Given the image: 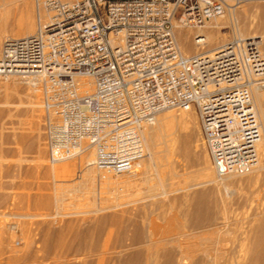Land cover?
Returning a JSON list of instances; mask_svg holds the SVG:
<instances>
[{
  "label": "built area",
  "instance_id": "built-area-1",
  "mask_svg": "<svg viewBox=\"0 0 264 264\" xmlns=\"http://www.w3.org/2000/svg\"><path fill=\"white\" fill-rule=\"evenodd\" d=\"M49 21L3 41L0 81L32 76L43 90L49 159L87 149L115 175L145 157L142 129L166 109H195L219 177L260 163L261 122L252 88L264 56L252 39L186 55L176 27L201 28L226 0H43ZM205 35L195 41L204 44ZM91 79L93 89L82 79Z\"/></svg>",
  "mask_w": 264,
  "mask_h": 264
},
{
  "label": "rangeland",
  "instance_id": "rangeland-1",
  "mask_svg": "<svg viewBox=\"0 0 264 264\" xmlns=\"http://www.w3.org/2000/svg\"><path fill=\"white\" fill-rule=\"evenodd\" d=\"M242 1L239 3L235 1L236 4L233 1L232 3L234 4L232 5L227 0L231 6H228V10L224 15L217 16L214 19L218 20L220 25L222 24L220 34L224 39L220 43H214L210 38L204 44H198L195 41L194 36L196 33L208 34V24L201 28L181 27L189 31V42L194 51L188 53L181 44L176 30L177 40L182 52L186 55L211 52L221 48L233 39H252L257 43L259 50L264 56V29L263 26H260L261 23H259L261 22V5L264 4V0ZM34 3L33 13L36 18V32L40 22H48L49 13L42 4L43 0ZM39 16H42L41 21L39 20ZM237 32H242L243 35ZM18 35V33L12 31L6 32L2 36L0 53L4 39L7 37H18ZM12 76L14 77L10 78V83L8 84L10 86L8 89L5 87V81H0V227L2 224L1 220L3 222L6 220L4 223L8 226L5 234L7 236L6 241L0 236L1 264H15L17 260L10 259L9 255L16 254L17 256L19 255L17 259H20L18 260L24 257L22 261L16 264H90L91 262L92 264H99L101 259L103 260V264L104 260L105 264H107L112 258L110 261L111 264H115L116 261L119 263L133 251H138L140 248V250H144L146 248L144 244L137 243L138 246L136 242L133 241L132 243V240H128L133 239L135 229L140 228H148L147 230H141H143V233L144 231L149 232L148 234L144 233V235L146 234L147 237L151 236L154 241H158V244L160 241L158 239L163 238L159 244L160 246H158L159 250H161V245H163L162 241L165 243L164 238L170 234H178L184 230L188 232L193 231V228L188 225L183 229L180 228L179 220L182 217L180 214L182 207L181 197L204 190L209 191L216 186H221L222 193L220 196H217V205L215 204L213 206L215 209L213 226L211 225L212 227L209 226L210 228L207 227L205 229H197L190 233L195 236L191 238L194 246L209 247L213 254L220 247H223L225 251L236 245L235 248H237L244 239L245 232L251 222L250 220L260 216V214H257V211L264 204V199H262L264 198L262 197L264 196L262 191L264 167L260 170L261 175L259 177L257 176V178L253 174V171L252 173L248 171L242 174H231L225 177H219L203 137L200 116L195 109L189 110V116L187 117L181 115L182 112H186L181 109H166L160 112L157 118H160L167 112H171L177 115V120L174 131L165 132L163 134L164 136L161 135L164 140L162 137L159 138V144L156 148V160L154 159L152 161L148 158L149 160L147 159V162L150 161L146 164L148 168H142L140 164L131 173L115 175L103 171L93 164L88 165L85 161L80 162L79 158L84 157L87 151H84L78 157L51 163L49 159L48 133L45 127L44 109L42 108V86L41 91L39 90L41 93V95L39 93V98L42 100L39 99L40 103L37 106L34 105L35 108H33V102L35 101L34 96H31L33 85L27 83L29 79L26 77L18 75ZM13 78L17 79L16 83L13 82ZM6 90H8V93H6ZM256 103L258 104V102ZM258 106L256 107L259 111L260 106ZM88 151L87 153L89 154L93 153L90 149ZM259 154L260 163L262 164L263 156L261 151ZM81 155L82 157H80ZM92 157H94V153ZM64 168L69 171L63 173L62 170ZM206 181L208 182L204 184ZM175 198L180 199L178 201L176 200V206L178 205V207L175 206L173 208L170 203ZM48 201L49 203H47ZM217 207L220 208L219 211ZM27 215L34 216L33 218L36 220H33L32 216L28 217ZM112 215L116 217L114 221ZM101 216H104L103 218L110 217L102 219L99 218ZM117 218H121L123 221L118 222ZM24 219H27L25 220L26 223L28 222L27 226L30 224L29 226L31 228L28 227L35 240H32L33 243L30 241L31 244L24 237V230L22 229L24 224L22 223V227L17 223L18 221H24ZM101 220H104V223L100 222ZM70 221L73 222L72 225ZM98 222H100L99 224L102 223L100 225L102 228ZM15 223L19 226L17 227L18 229H10L9 232L10 225L14 226L16 225ZM122 226L127 227L123 228ZM50 228L51 231L49 230ZM126 228H128L129 235L127 234ZM33 229L34 233L39 232L38 234H34L35 237L32 234ZM102 229L105 232L107 230H112V232L107 231L104 233ZM61 230V235H58L59 233L56 232H60ZM122 230L123 232H121ZM44 232L48 233L46 236H50L48 237L50 239L49 241L44 237ZM107 233H110L111 239L109 237V241L105 242L104 239ZM120 233L126 234V242H124L125 240L123 242L118 240ZM42 237L47 240L45 241ZM55 237L62 238L67 244L60 246L61 248L56 246L58 249L54 248L52 242H54ZM81 237L88 240L84 241ZM79 238L85 243V246ZM147 239L145 238L149 242L150 237ZM78 240L80 241L79 243ZM115 240L117 243L119 241L120 244H117ZM50 241H52V246L50 245ZM67 241L73 244V247L70 244L72 248L68 247L69 243ZM88 241L89 244H87ZM90 242H93L95 247ZM28 243L29 245H27ZM41 243L46 245L49 243L48 245L51 248L48 245H41ZM96 244L100 248L102 246V250L105 253H101L104 251L96 248ZM116 244L117 246H115ZM131 244L137 247L135 246V248ZM88 245H92L96 250ZM119 245L122 246L121 249L124 247L126 249H118V247L120 248ZM145 245L148 246L147 244ZM87 246L92 250L87 249ZM109 246L113 249H109ZM45 247L48 248H46L47 251ZM114 247L116 248L114 249ZM99 249L100 252H97ZM18 250L23 251L19 252ZM32 250L37 251V253L39 251L40 254L38 253L36 257ZM48 250L50 251V255H46L49 254ZM61 250L65 252L63 253ZM17 251L18 253H15ZM100 253L102 256L100 255L101 257H98ZM31 254L39 258L36 259ZM56 254L59 256L57 257ZM107 254L112 258L109 259ZM20 255L23 257L21 258ZM114 255H117V257ZM28 256L31 257L30 262L33 260L34 262L30 263ZM42 256H45L46 258H44L46 260ZM97 257L99 258L98 260ZM32 258L33 260H31ZM159 258L157 264L162 263L163 258L161 256ZM69 259L71 261H68Z\"/></svg>",
  "mask_w": 264,
  "mask_h": 264
},
{
  "label": "bare ground",
  "instance_id": "bare-ground-1",
  "mask_svg": "<svg viewBox=\"0 0 264 264\" xmlns=\"http://www.w3.org/2000/svg\"><path fill=\"white\" fill-rule=\"evenodd\" d=\"M39 0H0V48H1V42H2V36L5 35L6 32H9V31H12L14 33H18V37H14V38H20V37H25V36H29V35H32L35 33V29H36V18H35V15L33 13V5H35L34 2H38ZM227 1V0H226ZM229 2H231V4L233 5L235 3V1H237V3L241 2L242 0H228ZM234 1V3H232ZM229 2H227V10H228V6L230 7L231 5L228 4ZM243 2V1H242ZM43 4V3H42ZM236 4V3H235ZM35 9V8H34ZM37 9V8H36ZM45 10V9H44ZM261 10L262 12L260 11V15H261V23L260 26H263V29H264V4L261 5ZM41 11V10H40ZM38 17V16H37ZM216 17H213L209 22H208V28H209V32L208 34L206 35L205 34V37H204V42L206 43L207 42V39H211L214 43H220L224 37L221 36L220 32H221V28H222V24L220 25L219 21L218 20H214ZM39 20L41 21L42 20V16L40 17L39 16ZM49 21V20H48ZM45 23V22H44ZM44 23H41V24H44ZM47 23V21H46ZM182 26L180 25H177L176 27V30H177V36L181 42V44L183 45V47H185L186 51L188 53H191L192 51H194L191 47V44L189 42V31L186 30V29H182L181 28ZM239 33L240 35H243L242 32H237ZM196 34H201L200 32L196 33ZM245 34V33H244ZM204 35V33L202 34ZM195 37V36H194ZM197 50V49H196ZM209 53H213V51L209 52ZM1 55V53H0ZM11 77H14L12 75H9L7 77H5L4 79L1 80L2 81H5L6 83V86L7 89L9 88L10 85H8L10 83V78ZM18 77V76H17ZM26 78H28V82L27 83H30L32 86V92H31V96H34V102H33V108H35V106H37V104L40 103L39 101V90L41 89V84L39 82V80L35 77H32V76H26ZM13 82L16 83L17 82V79H14L13 78ZM82 82L83 84L85 85L86 88H89V89H93V86L91 85V79H88V78H84L82 79ZM41 91V90H40ZM252 91H253V98H254V105L255 107L257 105L260 106V110L258 112V117L260 119V122H261V130H262V138H261V141L259 143V153L261 151L262 153V159H263V162L262 164L259 163V165L250 170L251 173L252 171L254 172L253 174L256 176L259 177L261 175V172L260 170L263 169L264 167V85H261V84H255L252 88ZM6 93H8V90H6ZM41 95V93H40ZM42 100V99H40ZM258 102V104L256 103ZM32 103V102H31ZM42 103V102H41ZM35 105V106H34ZM42 106V105H41ZM258 106V107H259ZM43 108V107H42ZM257 109V107H256ZM37 110V109H36ZM186 112H182L181 115L183 117H187L189 116V110H185ZM181 119V117H179ZM176 120H177V115L174 114V113H171V112H167L165 114H163V116H161L160 118H155V120L150 123V124H146L143 129H142V134H143V139H144V142H146V145H145V150H146V153H145V157L139 162V165L141 164L142 165V168L147 167V163H149L150 161L147 162V159L149 158L150 160L154 161L155 157H156V148L158 146V140H160L159 138L162 137L161 135L165 134V132H173L174 129H175V126H176ZM181 123V122H180ZM263 123V125H262ZM178 125V123H177ZM40 127V126H39ZM40 129V128H39ZM177 129V128H176ZM42 131V130H41ZM203 133V132H202ZM40 134V133H38ZM171 134V133H170ZM41 136V135H39ZM164 136V135H163ZM204 137V135H203ZM175 138V137H174ZM163 139V137H162ZM161 139V141H162ZM164 140V139H163ZM185 140V139H184ZM187 140V139H186ZM204 140H205V137H204ZM174 142V141H173ZM206 142V140H205ZM187 143V142H186ZM40 144V143H38ZM42 144V143H41ZM170 145V144H169ZM188 145V144H187ZM207 145V143H206ZM184 146V144H183ZM160 147V146H159ZM208 147V146H207ZM171 148V147H170ZM169 148V149H170ZM183 148V147H182ZM186 148V147H185ZM184 149V148H183ZM189 149V148H188ZM185 150V149H184ZM209 150V149H208ZM84 151H88L87 150H84ZM83 151V152H84ZM90 151H92L94 153V157H92L93 153L89 154V153H85V156L82 157V155L80 157L82 158H79L80 159V162H83L85 161L86 164L88 165H95L96 167H98L95 163V160H96V152L94 149H90ZM170 151V150H169ZM168 151V152H169ZM81 152V153H83ZM190 152V151H189ZM81 153L79 154H75V155H71L69 157H66L64 159H60L58 160V162H61V161H64V160H67V159H70V158H73V157H78ZM158 153V152H157ZM188 153V152H187ZM189 154V153H188ZM187 154V155H188ZM84 155V154H83ZM146 155H147V158H146ZM158 155V154H157ZM157 158V157H156ZM148 159V160H149ZM156 160V159H155ZM53 163V162H51ZM54 163H57V162H54ZM213 163V161H212ZM153 164V163H152ZM214 165V164H213ZM151 168V167H150ZM88 169V168H87ZM96 169V168H95ZM69 170L67 169H63L62 172L63 173H67ZM88 171V170H87ZM97 171V170H96ZM90 172V171H89ZM88 172V173H89ZM94 172V170H93ZM217 172V171H216ZM59 173V172H57ZM92 173V172H90ZM89 173V174H90ZM246 173V172H245ZM256 173V174H255ZM242 174V173H241ZM96 175V174H95ZM231 175V174H229ZM253 176V175H252ZM225 177V176H224ZM250 177V176H249ZM255 178V179H256ZM208 181L204 182V184H206ZM223 185H225V187H227L226 184L223 183ZM262 191H263V195H264V184L262 186ZM222 193V188L221 186H216L215 188H213L212 190L210 189L209 191H201V192H196L195 194H186V195H183L181 197V201H182V207H181V210H180V214L182 215L181 219L179 220V224H180V228H185L187 225L190 226L191 228H193V231L194 230H197V229H205L209 226H211L213 223H214V219H215V209L213 208V206L217 203V196H220ZM264 197V196H262ZM180 199V198H179ZM179 199H174L172 200V202L170 203L171 206L174 208L176 206V200L178 201ZM264 199V198H262ZM261 199V200H262ZM42 201V199H41ZM44 202V201H42ZM41 202V203H42ZM40 203V204H41ZM49 203V201L47 202ZM217 205V204H216ZM219 205V204H218ZM180 206V205H179ZM260 206V205H259ZM178 207V205L176 206ZM171 208V207H170ZM218 208V211H219V207ZM216 208V209H217ZM172 209V208H171ZM259 211H257V214H260L259 217H254L253 220H250L251 222L249 223V226L245 232V236H244V239L243 241L241 242V244L239 245V247L235 248V247H232L231 249L225 251V249H223V247H220V249H217V251L213 254L211 253V250L209 249V247H197V246H194V242H191V238H194L195 236L193 234H190L192 233L193 231L191 232H188V231H181L180 233L178 234H170L169 236L165 237L164 240H165V243L162 241L163 245H161L162 249L159 250L158 246H160V242L162 239H158L160 240L159 241V244L157 243L158 241L157 240H153L150 237H147V235L144 233H147L144 231L143 233V230H147L148 228H140V229H135V234L133 235V239H128V240H132V243L133 241L136 242V244H144V247H146L144 250H138V251H133L135 253H131L129 254L124 260L120 261L119 263H117V261L115 262V264H157L158 260L160 259L159 257L161 256L163 258L162 260V263L161 264H264V204H262L259 209ZM218 214V213H217ZM216 214V215H217ZM28 216V215H27ZM32 216V215H31ZM31 216H28V217H31ZM34 216H32L33 218ZM39 217V216H38ZM45 217V216H44ZM104 217V216H103ZM102 216L99 217V218H102V219H105L103 218ZM110 217V216H109ZM107 217V218H109ZM113 217V218H112ZM112 219L114 221V219L116 217H114V215H112ZM217 217V216H216ZM106 218V219H107ZM110 218V220H111ZM19 219V217H18ZM43 219V218H42ZM118 219V218H117ZM116 219V220H117ZM27 219H24V221H16L18 223L19 226H22L23 224V230H24V237L26 238V241L29 242L31 244V242L33 243L32 240L33 237L31 235V230H30V224L27 226L28 222L26 223ZM33 220H36L33 218ZM115 220V221H116ZM122 219H118L117 221H121ZM6 221V220H5ZM4 221V222H5ZM29 221V220H28ZM104 221V220H103ZM102 220L100 222H103ZM107 221V220H106ZM112 221V220H111ZM123 221V220H122ZM3 222V220H1V227H0V236L5 240L7 239L6 237V229L8 226L5 225V223ZM32 222V221H31ZM36 222V221H35ZM34 222V223H35ZM43 222V221H42ZM47 222V221H46ZM51 222V221H49ZM48 222V223H49ZM71 222V221H70ZM98 222V224L100 223ZM23 223V224H22ZM37 223V222H36ZM45 223V222H43ZM47 223V224H48ZM73 222H71V225H72ZM104 223V222H103ZM108 223V222H107ZM106 223V224H107ZM116 223V222H115ZM16 224V223H15ZM32 224V223H31ZM68 224V223H67ZM102 224V223H101ZM99 224V226L101 225ZM114 224V223H113ZM123 224V223H121ZM33 225V224H32ZM31 225V226H32ZM40 225V224H39ZM51 225V224H50ZM70 225V223H69ZM68 225V226H69ZM112 225V224H110ZM117 225V224H116ZM120 225V224H119ZM222 225V224H221ZM16 225L12 226L10 225V228H9V232H10V229L12 230H16L18 229L17 227H19ZM45 226V225H44ZM113 226V225H112ZM149 226V225H148ZM213 226V225H212ZM211 226V227H212ZM220 226V225H219ZM6 227V228H5ZM38 227V226H37ZM40 227V226H39ZM48 227H50L48 225ZM71 227V226H70ZM102 228V226H100ZM123 228L127 227V226H122ZM189 227V229H190ZM217 227V226H216ZM223 227V226H222ZM62 228V227H61ZM138 228V227H137ZM210 228V227H209ZM215 228V227H214ZM35 229V228H34ZM34 229H33V236L35 237V232L34 233ZM37 229V228H36ZM68 229V227H67ZM66 229V230H67ZM72 229V227H71ZM120 229V228H119ZM127 229V230H126ZM124 230L127 231V234H128V228H126ZM143 229V230H141ZM22 230V231H23ZM46 230V229H45ZM51 231V228L49 229ZM60 230V229H59ZM65 230V228H64ZM70 230V228H69ZM90 230V229H88ZM87 230V231H88ZM104 229H102L103 231ZM156 230V229H155ZM207 230V229H206ZM8 231V230H7ZM107 231H110V230H107ZM106 231V232H107ZM204 231V230H203ZM220 231V230H219ZM12 232V231H11ZM48 232V231H47ZM62 232V230L60 232H56V233H59L58 235H61L60 233ZM89 232V231H88ZM104 233H106L105 231H103ZM112 232V230L110 231ZM123 232V230L121 231ZM215 232V231H214ZM39 233V232H38ZM37 233V234H38ZM50 233V232H48ZM48 233H45V236L47 239L48 237L50 236H46ZM149 233V232H148ZM147 233V234H148ZM155 233V232H154ZM210 233V232H209ZM110 233H107V236L105 237L104 241H109V235ZM10 235V233H9ZM57 235V236H58ZM129 235V234H128ZM152 235V233H151ZM206 235V234H204ZM22 236V235H21ZM37 236V235H36ZM125 236L126 234L125 233H120L119 236H118V240L120 242H126V239H125ZM144 236H146L145 238L149 239V242L145 240ZM13 237V236H12ZM155 237V236H154ZM43 238V237H42ZM132 238V236H131ZM157 238V237H156ZM204 238V237H203ZM18 239V238H17ZM24 239V238H23ZM44 239V238H43ZM42 239V240H43ZM47 239H44L45 241ZM80 239V238H79ZM81 239H84L81 237ZM80 239V241H81ZM111 239V237H110ZM114 239V238H113ZM147 239V240H148ZM50 239H48L49 241ZM88 239H84V241H86ZM117 240V239H116ZM115 240V241H116ZM6 241V240H5ZM23 241V240H22ZM25 241V240H24ZM31 241V242H30ZM35 241V240H34ZM44 241V242H45ZM78 240V243L80 242ZM99 241V240H97ZM102 241V240H101ZM118 241V243H119ZM41 242V240H40ZM51 242L50 241V245H51ZM68 242V241H67ZM111 242V240H110ZM113 242V241H112ZM128 242V241H127ZM130 242V241H129ZM29 243L27 245H29ZM35 243V242H34ZM39 243V242H38ZM43 243V242H42ZM41 245H44V246H47L46 244H42ZM54 244V248H61L60 246H65L67 243L66 241H64L62 238H57L55 237L54 238V242H52ZM69 243V242H68ZM77 243V244H78ZM81 243H83V245L85 246V243L83 241H81ZM87 243V242H86ZM91 243V242H90ZM93 243V242H92ZM91 243V244H92ZM97 243V242H96ZM117 243V241H116ZM117 243V244H118ZM161 243V244H162ZM218 243V242H217ZM229 243V242H228ZM23 244V243H22ZM52 244V245H53ZM69 243L68 244V247H73V244ZM76 244V245H77ZM89 244V241L88 243ZM98 244V243H97ZM96 244V248H100L98 245ZM117 244L115 246H117ZM120 244V243H119ZM137 244V245H138ZM145 244H147L148 246H146ZM234 244V243H233ZM34 245V244H33ZM51 245V246H52ZM80 245V244H79ZM94 245V243L92 244ZM92 245H90L92 247ZM104 245V244H103ZM106 245H109V244H106ZM127 245V243H126ZM132 245V244H131ZM130 245V246H131ZM226 245V244H225ZM57 246V247H56ZM78 246V245H77ZM75 246V247H77ZM89 246V245H88ZM87 246V249L90 247ZM105 246V245H104ZM103 246V248H104ZM113 246V245H112ZM120 246V245H119ZM133 246V245H132ZM136 246V245H135ZM133 246V247H135ZM139 246V245H138ZM141 246V245H140ZM211 246V245H210ZM37 247V246H36ZM39 247V246H38ZM40 247H43V246H40ZM49 247V245H48ZM71 247V248H72ZM79 247V246H78ZM77 247V248H78ZM95 247V245H94ZM92 247V249L94 248ZM122 246H120V248L118 247V249L120 250H125L124 248L121 249ZM128 247V245H127ZM137 247V246H136ZM135 247V248H136ZM11 248V247H10ZM14 248V247H13ZM16 248V247H15ZM29 248V247H28ZM47 247H45L46 249ZM51 248V247H49ZM57 248V249H58ZM77 248H75V250H77ZM85 248V247H84ZM96 248H94L96 250ZM108 248V247H107ZM111 247L109 246V249ZM116 247H114L115 249ZM18 249V248H16ZM43 249V248H42ZM48 249V248H47ZM46 249V251H47ZM74 249V248H73ZM91 249V248H89ZM91 249V250H92ZM101 251H104L102 250V246H101ZM100 249L97 250V252L99 251L100 252ZM106 249V247H105ZM113 249V248H111ZM138 249V248H137ZM143 249V248H142ZM13 251L15 249H12ZM10 250V251H12ZM74 250V252H76ZM93 250V251H95ZM107 250V249H106ZM16 251V250H15ZM19 251V250H18ZM15 252V253H18ZM23 251V250H22ZM21 250L19 252H22ZM30 251V250H29ZM43 251V250H42ZM41 251V252H42ZM46 251H44L46 253ZM63 253L65 252L64 250H61ZM87 251V250H86ZM92 251V252H93ZM111 251V250H110ZM117 251V250H116ZM26 252V251H25ZM34 254L38 255L37 251H33ZM37 254H36V253ZM49 254H46V255H50V251L48 250ZM47 252V253H48ZM88 252V251H87ZM24 253V252H23ZM60 253V252H59ZM77 253V252H76ZM101 253H105L104 252H101ZM98 254V257H101L102 254ZM107 253V252H106ZM116 253V252H115ZM22 254V253H21ZM25 254V253H24ZM22 254V255H24ZM40 254V253H39ZM42 254V253H41ZM44 254V253H43ZM69 254V253H68ZM84 254V253H82ZM89 254V253H88ZM97 254V253H96ZM110 254V253H109ZM20 255V257L22 258L23 256ZM32 255V254H31ZM45 255V254H44ZM55 255V253H54ZM66 255V254H65ZM101 255V256H100ZM106 255V254H105ZM112 255V253H111ZM19 256V255H18ZM17 254L16 255H9V258L10 259H15V264L19 261H22L23 258L21 260H18L20 258L17 259ZM27 256V255H26ZM25 256V258H27ZM34 256V255H32ZM56 256L58 257L59 255L56 254ZM91 256V255H90ZM109 255L107 254V257ZM117 257V255H114ZM35 257V256H34ZM35 257V258H36ZM43 257V256H42ZM45 257V256H44ZM43 257V258H44ZM48 257V256H47ZM55 257V256H54ZM63 257V256H62ZM97 257V260L99 259ZM29 262H30V258L29 257ZM39 258V257H38ZM36 258V259H38ZM46 258V257H45ZM44 258V259H45ZM50 258V257H49ZM56 258V257H55ZM73 258V257H72ZM109 259H111L112 257L109 256L108 257ZM41 259V258H40ZM48 259V258H47ZM82 259H85V258H82ZM101 259V258H100ZM106 259V258H105ZM113 259V258H112ZM111 259V260H112ZM115 259V257H114ZM33 260V258L31 259ZM46 260V259H45ZM64 260V259H63ZM62 260V262H63ZM96 260V261H97ZM109 260V263L107 264H111ZM26 261V260H24ZM23 261V262H24ZM68 261H71L70 259ZM108 261V259H107ZM106 261V262H107ZM11 262V260H10ZM13 262V261H12ZM27 262V261H26ZM34 262L31 261L30 263ZM114 262V261H112ZM3 263V262H2ZM1 264V263H0ZM10 264H14V263H10ZM35 264V263H34ZM51 264V263H50ZM55 264V263H54ZM58 264V263H56ZM72 264V263H71ZM92 264V262L90 263ZM97 264V263H95ZM99 264H103V260L101 259L100 263ZM104 264H105V260H104ZM113 264V263H112Z\"/></svg>",
  "mask_w": 264,
  "mask_h": 264
}]
</instances>
